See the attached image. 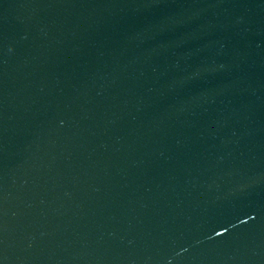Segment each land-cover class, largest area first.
Returning <instances> with one entry per match:
<instances>
[{
    "label": "water",
    "instance_id": "water-1",
    "mask_svg": "<svg viewBox=\"0 0 264 264\" xmlns=\"http://www.w3.org/2000/svg\"><path fill=\"white\" fill-rule=\"evenodd\" d=\"M0 264H264V0H0Z\"/></svg>",
    "mask_w": 264,
    "mask_h": 264
}]
</instances>
